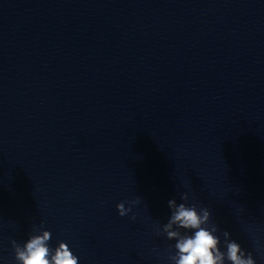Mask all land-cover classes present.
<instances>
[{
	"label": "clouds",
	"instance_id": "1",
	"mask_svg": "<svg viewBox=\"0 0 264 264\" xmlns=\"http://www.w3.org/2000/svg\"><path fill=\"white\" fill-rule=\"evenodd\" d=\"M181 199L185 203H177L175 199L168 200L171 211L167 223L162 226L167 239L176 241L175 254L169 256L172 264H225V260L230 264H256L250 252L246 253L238 242L229 238L228 231L223 232L226 252H222L219 247L220 239L215 235L218 227L211 223V212L205 207L198 208L196 204L189 206L186 203L189 199L187 193ZM139 203V197L118 203V214L123 217L132 213L133 206ZM135 218V214L130 217L133 220ZM174 225L177 230H173ZM160 231L161 226H158L157 232ZM50 238L51 233L45 231L42 236H30L23 246L13 240L15 259L19 264H78V257L66 243L60 242L58 247L51 249L48 245Z\"/></svg>",
	"mask_w": 264,
	"mask_h": 264
}]
</instances>
